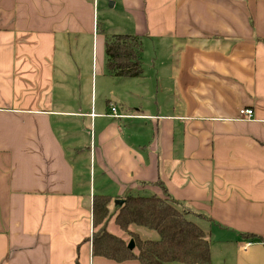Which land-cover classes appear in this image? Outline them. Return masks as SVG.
<instances>
[{"label": "crops", "instance_id": "crops-1", "mask_svg": "<svg viewBox=\"0 0 264 264\" xmlns=\"http://www.w3.org/2000/svg\"><path fill=\"white\" fill-rule=\"evenodd\" d=\"M124 34L141 77L106 71ZM152 194L210 264H264V0H0V264H139L92 255L91 203L112 198L111 229Z\"/></svg>", "mask_w": 264, "mask_h": 264}, {"label": "trees", "instance_id": "trees-1", "mask_svg": "<svg viewBox=\"0 0 264 264\" xmlns=\"http://www.w3.org/2000/svg\"><path fill=\"white\" fill-rule=\"evenodd\" d=\"M106 71L114 78L143 74L142 43L133 35L105 37ZM112 198L94 195L91 203V253L114 262L139 264H210V243L203 229L174 202L156 195H128L118 206L113 224L127 240L107 230ZM131 228L156 232L157 240L142 239ZM133 240L134 249L127 245Z\"/></svg>", "mask_w": 264, "mask_h": 264}, {"label": "built area", "instance_id": "built-area-1", "mask_svg": "<svg viewBox=\"0 0 264 264\" xmlns=\"http://www.w3.org/2000/svg\"><path fill=\"white\" fill-rule=\"evenodd\" d=\"M107 107L110 110V116L113 118H120L121 115L117 113V104L113 101H107ZM238 116L241 119H250L253 116V111L251 109H241L238 111ZM251 242L246 243L242 248L243 251H246L250 246Z\"/></svg>", "mask_w": 264, "mask_h": 264}, {"label": "rangeland", "instance_id": "rangeland-1", "mask_svg": "<svg viewBox=\"0 0 264 264\" xmlns=\"http://www.w3.org/2000/svg\"><path fill=\"white\" fill-rule=\"evenodd\" d=\"M100 15V14H99ZM100 17V16H99ZM59 48H60V46H59ZM143 67V66H142ZM83 77H84V75H83ZM129 81H134V80H129ZM97 97H98V95H96ZM144 103H149V101H143ZM114 204H115V202H114ZM113 203L111 204V209L113 210V209H115V206H113L114 205ZM113 214V211L110 213V215H109V217H108V221L111 219V215ZM113 226L114 225H112L111 226V229H110V225H109V229L110 230H113ZM106 227V228H107ZM134 229V228H133ZM138 229V228H137ZM111 232V231H110ZM111 233H113V232H111ZM117 234H120V235H122L124 238H125V240H127L128 239V237L127 236H125V235H123V234H121L120 232H118ZM140 237L142 238V239H150V240H157L158 238H159V236H158V234L156 233V232H151V231H147V230H144V229H140Z\"/></svg>", "mask_w": 264, "mask_h": 264}, {"label": "water", "instance_id": "water-1", "mask_svg": "<svg viewBox=\"0 0 264 264\" xmlns=\"http://www.w3.org/2000/svg\"><path fill=\"white\" fill-rule=\"evenodd\" d=\"M121 202H122V201H118L119 204H122ZM127 248H128L129 250H133V249H134V243H133V240H130V241H129V243H128V245H127Z\"/></svg>", "mask_w": 264, "mask_h": 264}]
</instances>
